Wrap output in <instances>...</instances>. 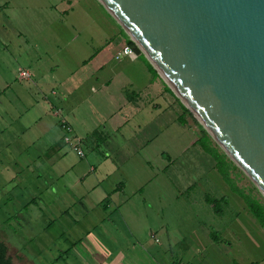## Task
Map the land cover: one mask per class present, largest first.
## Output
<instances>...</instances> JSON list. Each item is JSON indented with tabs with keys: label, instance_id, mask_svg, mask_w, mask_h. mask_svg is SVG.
Segmentation results:
<instances>
[{
	"label": "crops",
	"instance_id": "0c3cea01",
	"mask_svg": "<svg viewBox=\"0 0 264 264\" xmlns=\"http://www.w3.org/2000/svg\"><path fill=\"white\" fill-rule=\"evenodd\" d=\"M81 3L0 0V122H5L0 159L9 156L0 163V210L7 216L0 222V240L13 263L264 264V229L245 204H237L236 194L226 198V214L216 215L206 201L202 211L209 222L199 232L181 233L173 222H163V208L157 210L145 197L154 178L146 184L132 178L115 150L103 149L110 130L143 147L166 136L178 144L179 126L187 130L178 116L184 106L144 55L117 58L132 40L114 19L116 31L109 34L86 21L87 26H67ZM51 17L62 27L51 31ZM5 31L15 37L6 40ZM51 32L59 41L55 48ZM20 70L29 71L30 79L19 80ZM97 104L106 113L104 125L90 122ZM62 119L74 127L84 159L64 143ZM157 162L158 179L176 158L161 151ZM207 176L219 184L212 173ZM29 179L40 181L42 191H33ZM164 183L159 203L163 198L177 203L195 185L183 181L179 194ZM5 223L10 232L3 230ZM154 229L166 232L164 242Z\"/></svg>",
	"mask_w": 264,
	"mask_h": 264
},
{
	"label": "water",
	"instance_id": "95a60500",
	"mask_svg": "<svg viewBox=\"0 0 264 264\" xmlns=\"http://www.w3.org/2000/svg\"><path fill=\"white\" fill-rule=\"evenodd\" d=\"M98 1L264 196V0Z\"/></svg>",
	"mask_w": 264,
	"mask_h": 264
},
{
	"label": "rangeland",
	"instance_id": "374dc122",
	"mask_svg": "<svg viewBox=\"0 0 264 264\" xmlns=\"http://www.w3.org/2000/svg\"><path fill=\"white\" fill-rule=\"evenodd\" d=\"M81 1L82 3L77 9V14H75V17L70 18L67 21V26L70 24L77 25V22L83 26H87V24L89 25V23H91L92 26L97 27L100 33L105 32L109 34L111 28L116 31L114 27L116 26L115 23L117 21L110 14H106L100 6H94L96 3L95 0H88L86 4L83 0ZM86 5L89 7L87 8V11H90L91 13L90 19L88 18L89 13H87L88 15L85 13ZM113 19L115 23L113 22ZM85 21L87 24L84 23ZM47 24L51 28V31L62 27L60 21H56L52 17L50 22ZM2 34H4V38H6V40H12L15 37V33L13 31H5ZM101 35L102 34H99L98 37ZM89 36L94 35H85V37ZM49 41L51 43V48H55V44L59 43V41L55 39V35L52 32L50 34ZM85 41L86 40L84 38L83 42L79 41V43L82 44ZM161 79L165 82L167 87L171 89L166 80H164L162 77ZM171 91L173 90L171 89ZM173 93L175 94V92ZM176 97L178 98V102L186 108L181 99L177 95ZM100 107H103V105H92V109L96 111V113L94 116H92L93 119H91L92 121L90 122L97 124L101 123L104 125L106 121V113L104 109ZM178 108V116L180 118L184 112L180 106ZM189 112L190 113L188 116H186L187 130L179 126V132L177 133L178 144L176 145H171L169 140H167L168 136L165 134L166 137H162L160 140H153L151 141L152 144L150 146L145 145V147H143L139 143L134 142V140H129L127 142L124 141L122 135L114 133L111 130L109 131L110 138L102 141L103 149L108 150L109 152L115 150L117 161L122 163L121 160H123V163L126 164V169L131 172V174H133L131 175L132 178H136L137 176L140 178L139 181L142 183L144 182L145 184L148 183L147 181H149L151 178H154L153 183L145 190V197L151 200V202L156 206L157 210L159 208H163L164 215H162V221H166V224H169L170 221L173 222L177 225V228L181 233L193 231L199 232L202 229L203 224L209 222L207 212L202 211V206L207 207L205 203L207 199L220 200L229 197H232L233 199L232 194L234 195L229 186L222 182L223 180L217 170L212 171V169H215V162L212 160V158L201 151V146L199 144H197L195 147L193 146V144L198 141L200 137H202V131L205 129L199 120L194 116V114L190 110ZM7 120L9 119L7 118ZM0 123L5 124L4 121H1ZM152 132L155 134L157 131L153 128ZM214 143L216 142L214 141ZM161 151H167L173 158H176V162L174 163V166L172 165L168 169L167 174H162L160 177L158 176L157 179L155 173L158 170L157 158ZM8 157L9 156L2 157V159H0V163H6V159ZM142 170H144V172L146 171L143 175L141 172ZM152 170L154 173H152ZM136 171H140V174L134 175ZM175 173H178V175L181 176L184 175V177H176ZM209 173H212V175L216 177V180L219 181V184L216 185L214 182L212 183L211 178L207 176ZM233 177L240 188L245 189L247 193L251 190H254V195L264 203V196L240 169L236 173H233ZM34 179L27 180L26 184L36 193L41 192L43 189L41 186H43V184L40 181ZM33 180L34 182H32ZM183 181H194L195 185L191 191H189V193H184L182 196L179 195V200L177 203L170 202L168 200L165 201L164 198L161 203L157 202L159 190L160 193L162 192L160 196H165L163 195V187L166 186L164 182H167V184L170 183L172 187H176L178 193L180 194L186 187L182 183ZM37 196L40 195L37 194ZM234 196L238 205H242V203L244 204V202L238 196ZM1 206L2 205H0V207ZM220 209L221 214L227 213V210L223 204L221 205ZM2 212L3 211L0 210V222H6L7 216H5ZM9 220L10 219L8 218V221ZM2 228L6 233L10 232L11 230V227L6 223ZM154 232H157L158 236L160 237L161 235L166 234L165 231H158V229H154ZM161 239L164 242L162 237ZM24 247H26V243H24Z\"/></svg>",
	"mask_w": 264,
	"mask_h": 264
},
{
	"label": "trees",
	"instance_id": "16d2710c",
	"mask_svg": "<svg viewBox=\"0 0 264 264\" xmlns=\"http://www.w3.org/2000/svg\"><path fill=\"white\" fill-rule=\"evenodd\" d=\"M129 46L137 53L138 56H143L137 45L133 41H129ZM184 114L180 116L179 123L182 126L187 125L186 116L190 113L188 109L183 108ZM197 144L201 146L203 151L209 155L215 162V168L222 177L226 185L229 186L230 190L236 194L246 205L249 212L259 222L261 227L264 229V203L258 199L253 191L248 193L245 189L240 188L237 185L233 177V173H236L239 168L229 159V157L214 143L211 136L205 131H202V137L197 141ZM207 203L212 205L216 215H221V205L225 208L228 206L226 198L220 200L207 199ZM0 264H14L12 259L9 257V251L7 245L0 240Z\"/></svg>",
	"mask_w": 264,
	"mask_h": 264
},
{
	"label": "built area",
	"instance_id": "2783aa9c",
	"mask_svg": "<svg viewBox=\"0 0 264 264\" xmlns=\"http://www.w3.org/2000/svg\"><path fill=\"white\" fill-rule=\"evenodd\" d=\"M128 57L132 60L138 58L137 53L131 47H125L117 56L118 59ZM31 77L30 72L27 70H20L18 74L19 80H29ZM60 115V112H59ZM60 128L63 133L64 143L71 148L78 158L84 159L86 157L85 151L82 147L80 139L77 137L74 127L66 120L60 121Z\"/></svg>",
	"mask_w": 264,
	"mask_h": 264
},
{
	"label": "bare ground",
	"instance_id": "6f19581e",
	"mask_svg": "<svg viewBox=\"0 0 264 264\" xmlns=\"http://www.w3.org/2000/svg\"><path fill=\"white\" fill-rule=\"evenodd\" d=\"M162 74V73H161ZM163 76V75H162ZM164 77V76H163ZM164 79L167 81V79L164 77ZM168 82V81H167ZM169 83V82H168ZM170 84V83H169Z\"/></svg>",
	"mask_w": 264,
	"mask_h": 264
}]
</instances>
